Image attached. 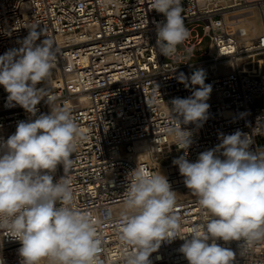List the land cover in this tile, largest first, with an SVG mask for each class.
I'll return each instance as SVG.
<instances>
[{"label":"built area","instance_id":"1","mask_svg":"<svg viewBox=\"0 0 264 264\" xmlns=\"http://www.w3.org/2000/svg\"><path fill=\"white\" fill-rule=\"evenodd\" d=\"M182 6L190 34L167 58L156 47L155 30L166 18L151 10L150 0H0V56L19 49L31 25L39 24L37 31L45 29L55 42L58 56L47 87L57 97L56 106L69 110L84 134L68 176L73 206L97 222L99 264H124L119 224L136 168L168 179L177 193L179 235L190 239L191 230L208 215L173 160L186 151V159L196 162L200 153L222 143L220 134L237 130L250 136V151H264L259 144L264 105L256 102L264 97V0H182ZM197 69L212 85L210 107L202 126L181 123L192 132L184 150L165 129L177 126L171 101L188 98L200 87L190 85ZM180 73L189 78V87L177 79ZM7 96L0 85V142L15 133L19 122L50 114L46 97L33 116L19 105L8 106ZM63 174L58 165L54 183ZM5 235L0 232L4 264H22L20 242ZM184 242H162L149 257L151 264L189 263L179 251ZM216 243L236 253L233 264H264V241L251 248H241L238 241Z\"/></svg>","mask_w":264,"mask_h":264},{"label":"clouds","instance_id":"2","mask_svg":"<svg viewBox=\"0 0 264 264\" xmlns=\"http://www.w3.org/2000/svg\"><path fill=\"white\" fill-rule=\"evenodd\" d=\"M150 7L166 18L156 24V47L160 55L174 57L177 46L190 34L182 0H150ZM38 27L29 26L21 47L0 56V85L8 93L7 105H19L35 116L46 97L50 108V114L19 122L15 133L0 142V232L20 242L22 264H99L102 240L97 222L73 206L68 176L71 157L84 134L70 111L56 106L57 97L47 87L58 52L54 40ZM41 36L45 39L37 44ZM177 79L186 88L200 86L190 97L171 101L177 126L165 129L174 144L187 150L192 132L180 125L202 126L208 119L206 101L212 85L205 83L203 69L192 73L190 85L183 73ZM41 82L45 86L38 88ZM220 139L222 143L200 153L196 162L186 159V151L173 160L185 186L208 215L205 223L191 230L190 239L179 235L177 193L168 179L139 168L131 172L119 224L124 264H151L149 257L161 243L177 238L185 241L179 251L189 264H233L236 253L217 240L242 242L241 248L264 241V151H250L252 140L240 130L220 134ZM58 165L64 174L54 183ZM0 264H4L2 257Z\"/></svg>","mask_w":264,"mask_h":264},{"label":"crops","instance_id":"3","mask_svg":"<svg viewBox=\"0 0 264 264\" xmlns=\"http://www.w3.org/2000/svg\"><path fill=\"white\" fill-rule=\"evenodd\" d=\"M262 69H263V72H264V60H263V64H262ZM256 102H257L258 104H263V105H264V97L261 98V99H258ZM262 128H263V130H264V120H263V122H262ZM259 144H260V146H261L262 148H264V139H263V138L259 139Z\"/></svg>","mask_w":264,"mask_h":264},{"label":"rangeland","instance_id":"4","mask_svg":"<svg viewBox=\"0 0 264 264\" xmlns=\"http://www.w3.org/2000/svg\"><path fill=\"white\" fill-rule=\"evenodd\" d=\"M208 45H209V41H208V39H206V40L204 41V43H203L202 46H203L204 49H207V48H208ZM193 72H194V71H193ZM193 72H192V73H193ZM192 73H191V75H192Z\"/></svg>","mask_w":264,"mask_h":264},{"label":"bare ground","instance_id":"5","mask_svg":"<svg viewBox=\"0 0 264 264\" xmlns=\"http://www.w3.org/2000/svg\"><path fill=\"white\" fill-rule=\"evenodd\" d=\"M186 264H189V263H186Z\"/></svg>","mask_w":264,"mask_h":264}]
</instances>
